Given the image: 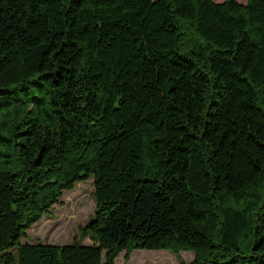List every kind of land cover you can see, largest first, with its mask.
<instances>
[{
  "label": "trees",
  "instance_id": "1",
  "mask_svg": "<svg viewBox=\"0 0 264 264\" xmlns=\"http://www.w3.org/2000/svg\"><path fill=\"white\" fill-rule=\"evenodd\" d=\"M90 177L80 240L21 243ZM136 249L264 264V0H0V264Z\"/></svg>",
  "mask_w": 264,
  "mask_h": 264
},
{
  "label": "rangeland",
  "instance_id": "2",
  "mask_svg": "<svg viewBox=\"0 0 264 264\" xmlns=\"http://www.w3.org/2000/svg\"><path fill=\"white\" fill-rule=\"evenodd\" d=\"M93 190L92 177L77 182L69 190H64L57 202L26 229L21 243L67 244L75 239L80 240L79 228L94 213ZM90 242L88 238L82 240L85 244ZM193 259L192 251L182 250L175 253L169 250L136 249L127 258L125 253L121 252L115 258V264H179L180 261L190 264Z\"/></svg>",
  "mask_w": 264,
  "mask_h": 264
}]
</instances>
